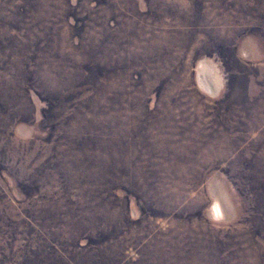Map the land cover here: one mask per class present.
<instances>
[{
    "label": "rangeland",
    "instance_id": "1",
    "mask_svg": "<svg viewBox=\"0 0 264 264\" xmlns=\"http://www.w3.org/2000/svg\"><path fill=\"white\" fill-rule=\"evenodd\" d=\"M0 264H264V0H0Z\"/></svg>",
    "mask_w": 264,
    "mask_h": 264
}]
</instances>
